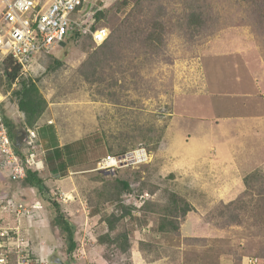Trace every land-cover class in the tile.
Listing matches in <instances>:
<instances>
[{
  "label": "rangeland",
  "instance_id": "374dc122",
  "mask_svg": "<svg viewBox=\"0 0 264 264\" xmlns=\"http://www.w3.org/2000/svg\"><path fill=\"white\" fill-rule=\"evenodd\" d=\"M37 1L45 8L53 0ZM258 6L256 0H87V12H101L95 28H107L108 40L121 24L132 25L115 50L100 51L104 44L74 34L35 56L12 85L0 57L5 116L26 138L14 92L31 81L47 102L43 119L54 121L47 136L74 146L52 161L66 163L61 178L51 176L52 162L39 171L45 185L35 193L44 209L27 230L35 260L264 264V9ZM193 16L204 20L201 29ZM145 34L154 35L151 48ZM139 149L149 154L147 163L99 170L103 158ZM12 185L11 196L27 187ZM173 193L193 210L179 218L178 232H160ZM54 201L74 228L72 253L54 226Z\"/></svg>",
  "mask_w": 264,
  "mask_h": 264
},
{
  "label": "built area",
  "instance_id": "2783aa9c",
  "mask_svg": "<svg viewBox=\"0 0 264 264\" xmlns=\"http://www.w3.org/2000/svg\"><path fill=\"white\" fill-rule=\"evenodd\" d=\"M87 0H53L47 7L37 0H0V57L11 58L21 68L20 76L27 72L33 58L51 53L74 34L91 36L96 46H102L110 32L105 27L95 28L96 11H86ZM42 7V8H41ZM17 79L16 83H18ZM4 99L0 100V175L7 173L12 182L26 179L27 168L42 171L44 161L35 148L39 139L38 129H27L20 143V153L15 149L3 114ZM26 148V149H24ZM149 154L139 149L127 155L107 156L99 164L104 173H115L130 166L147 163ZM43 210L39 202L27 203L15 198H0V264H50L35 260L31 243L24 231L27 221ZM13 221V225L6 219Z\"/></svg>",
  "mask_w": 264,
  "mask_h": 264
},
{
  "label": "trees",
  "instance_id": "16d2710c",
  "mask_svg": "<svg viewBox=\"0 0 264 264\" xmlns=\"http://www.w3.org/2000/svg\"><path fill=\"white\" fill-rule=\"evenodd\" d=\"M257 5L259 4V9H264V0H256ZM42 8V7H41ZM101 16V12L96 14L97 19H99ZM190 21H192V25L196 26L197 29H201L205 24L204 20L201 18V16H193ZM138 27L141 31H145V28L143 27L142 23L138 21ZM133 28L131 24H121L117 31L115 32L113 37L109 40H107L104 43V47L100 49L104 50L107 47H112L114 50L115 48L123 43V39L125 37L127 38L129 36L128 32ZM80 35V34H77ZM146 35V38L143 40V42L148 46V48L152 47V41L154 39V35ZM156 38V33H155ZM103 55L106 57L108 53L103 52ZM97 62L104 61L103 59L97 57L95 58ZM5 65H6V77L7 81L12 85L14 84L17 79L20 77L21 68L15 64L13 59L6 58L5 59ZM91 63V62H89ZM15 97L18 101V109L19 111L24 115V126L27 129H34L40 119L43 117L47 110V102L42 98L39 89L37 86L32 83L31 81H23L21 82V88L14 92ZM4 114V111H3ZM4 120L5 123L9 129V134L12 139L13 145L18 153L21 151L20 142L21 138L24 134L21 131L19 132L18 127L14 124V122L7 118L4 114ZM73 144H69L65 146L62 149H57L53 151H48L46 153V163L48 161H59L64 156L65 151H67V154H70V151L72 152V149L74 146ZM49 170L51 173V176L59 179L62 177V172L67 169L66 163L59 162V165L53 166V162L49 165ZM122 185V188L125 189V191L129 190V183L125 181L119 182ZM24 184L29 188H36V189H42L44 185V180L40 177V173L37 171L32 170L31 168H27V176L24 180ZM170 205L172 206L169 214L165 213L164 218L161 220L159 226L160 232H166V231H179V218L183 217L185 218L188 213L192 212L193 208L191 207V204L189 201L183 199L179 195L173 193L170 199ZM52 206L54 207L56 211V219L54 222V226L58 229H61L66 235L68 240V251L69 253L74 252L77 249V242L75 240L74 235V228L70 221L66 219L64 211L61 209L60 204L56 203L55 201L52 202ZM179 208V211H178ZM181 215V216H179ZM110 224V223H109ZM113 226L110 224L109 230L113 231Z\"/></svg>",
  "mask_w": 264,
  "mask_h": 264
},
{
  "label": "crops",
  "instance_id": "0c3cea01",
  "mask_svg": "<svg viewBox=\"0 0 264 264\" xmlns=\"http://www.w3.org/2000/svg\"><path fill=\"white\" fill-rule=\"evenodd\" d=\"M44 116H45V114L43 115V117L38 122V125L36 126V128L39 130L38 133L40 132L39 133L40 134L39 135V140H40L39 148H40L41 151L40 150L39 151H40V153L43 152L44 157H45L46 153L48 151L62 149L65 146L69 145L70 143L69 144H65L64 146H62L61 144L57 145L59 143L58 140H55L53 137L47 136V134H53V132H54V128H53L54 121L53 120H46L45 121L43 119ZM9 119H11V118H9ZM23 138L24 137L22 136L21 139L23 140ZM22 140H21V142H22ZM44 144H46V146ZM48 145L50 146V149H48V151L46 152V148H48L47 147ZM44 165L46 166V158H45V161H44ZM8 180H10V179H9L7 173L0 175V194L3 193L4 195H6V197H8V198H3V199L15 198L17 200L26 201L27 203H30V204L35 203V202H39L40 204L43 205V209H44V203H43L44 201L39 199L40 193L39 194L35 193L36 190L38 192H40V189L25 187L26 190H23V191H20V192L14 191V196H11L10 195L11 193H8L7 191L10 190V189H11V191L13 190V185H12L13 182L10 180L11 182L9 183ZM27 189H29V190H27ZM0 196H3V195H0ZM8 221H9V218L6 219L7 223H8ZM9 222H10L11 225H13V221L10 220ZM32 223H33V219L26 222V224L24 226V231L26 232V234H27V230L30 228Z\"/></svg>",
  "mask_w": 264,
  "mask_h": 264
},
{
  "label": "bare ground",
  "instance_id": "6f19581e",
  "mask_svg": "<svg viewBox=\"0 0 264 264\" xmlns=\"http://www.w3.org/2000/svg\"><path fill=\"white\" fill-rule=\"evenodd\" d=\"M0 99H2L1 95H0ZM22 182H24V181H22Z\"/></svg>",
  "mask_w": 264,
  "mask_h": 264
}]
</instances>
